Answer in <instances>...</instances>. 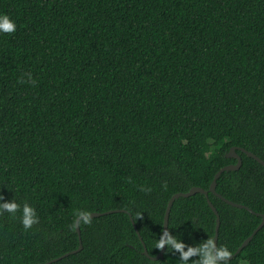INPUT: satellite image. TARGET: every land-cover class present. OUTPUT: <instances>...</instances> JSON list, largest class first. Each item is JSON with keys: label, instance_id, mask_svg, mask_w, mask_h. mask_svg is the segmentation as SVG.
<instances>
[{"label": "trees", "instance_id": "16d2710c", "mask_svg": "<svg viewBox=\"0 0 264 264\" xmlns=\"http://www.w3.org/2000/svg\"><path fill=\"white\" fill-rule=\"evenodd\" d=\"M0 13L17 24L0 34V195L38 217L25 230L20 211L0 215V264H47L80 239L49 264H182L142 240L157 256L172 196L209 190L235 147L242 166L217 192L256 214L209 193L234 255L264 215V166L241 150L264 160V0H0ZM81 210L107 214L79 237ZM216 227L206 195L175 201L168 230L186 246ZM229 264H264V226Z\"/></svg>", "mask_w": 264, "mask_h": 264}, {"label": "clouds", "instance_id": "9594fccd", "mask_svg": "<svg viewBox=\"0 0 264 264\" xmlns=\"http://www.w3.org/2000/svg\"><path fill=\"white\" fill-rule=\"evenodd\" d=\"M16 29V22L6 13H0V34H12ZM27 77L32 80L30 73L27 74ZM18 211L22 213L20 222L25 230L31 229L33 225L38 223L36 210L30 204L27 202L23 205L17 203L15 196L11 200L5 201L3 195H0V215L8 213L14 216ZM90 219V213L87 211L81 210L76 214L77 223L87 224ZM165 246L180 253L179 257L182 264H188L193 256L199 257L195 264H221V262L229 264V258L233 256L232 251L226 246H217L211 239L198 246H186L181 239L171 235L168 229H164L156 244L158 249H163ZM186 247L187 250L185 251Z\"/></svg>", "mask_w": 264, "mask_h": 264}, {"label": "water", "instance_id": "95a60500", "mask_svg": "<svg viewBox=\"0 0 264 264\" xmlns=\"http://www.w3.org/2000/svg\"><path fill=\"white\" fill-rule=\"evenodd\" d=\"M236 150H237V148H235V147L232 148L231 151L228 153L227 157H228V158H236V159H237V163H236L235 165H228V166H225L224 168H222V169L216 174V176H215V178H214V180H213V182H212V184H211L209 190H205V189L200 188V187H194V188H192L188 193H177V194H175V195L172 196V198H171L170 201H169V204H168V207H167V211H166V215H165L164 229H168V227H169L170 213H171V210H172V207H173L175 201H176L177 199L181 198V197L188 198V197H191V196H193V195H195V194H197V193H202V194H204V195L207 196L210 207L212 208V210H213V211L215 212V214L217 215L216 236H215V238H214V242H215V244H216L217 246H218L219 229H220V216H219V213H218L216 207H215V206L212 204V202L209 200V193H210V192L213 193V194H215V195L218 196L220 199H222L223 201H225L226 203H228L229 205H231V206H233V207L241 208V209H246V210L250 211L251 213L256 214V213H255L252 209H250L249 207H247V206H245V205H242V204L235 203V202H233V201H230V200L224 198L222 195H220V194L217 192L218 179L220 178V176L222 175V173L225 172V171L239 170L240 167L242 166V158H241V156L236 152ZM241 150H242L244 153H246L249 157L254 158L255 160H257L260 164H262V165L264 166V160H262L260 157H258L257 155H255V154H253V153H251V152L246 151L245 149H241ZM105 214H107V213H104V214H102V213H92V214H90V216H91V217H98V216L105 215ZM130 218H131V221H132L133 225H134L135 228H136V225H135V223H134V219H133V217L130 216ZM262 218H263V220H262L261 224L258 226V228L253 232V234H252L250 237H248V238L243 242V244L239 247L238 251H237L232 257H230L229 260L232 259V258H234L238 253H240V252H241V251H242V250H243V249H244V248H245V247L251 242V240H252L253 237L257 234V232H258V231L264 226V215H262ZM76 226H77V232H78L79 237H80V236H81V230H80V227H79V223H77ZM136 229H137V228H136ZM137 233H138L139 237L141 238V235H140V233H139L138 230H137ZM141 240H142V238H141ZM142 243H143V246H144V254H145L147 257H149V258H150L151 260H153V261H158V260L163 259V257H164V253H165V250H166V247H167V246H165V247L160 251V253H159L157 256L152 257V256H150V254H149V252H148V250H147V247H146L145 243L143 242V240H142ZM82 248H83V246H82L81 239H80V247H79L78 250H75V251L69 252V253H67V254H65V255H63V256L57 258V259L52 260V261L49 262V263H53V262H57V261H59V260H62V259H64V258L70 256L71 254H75V253L81 251ZM49 263H47V264H49Z\"/></svg>", "mask_w": 264, "mask_h": 264}]
</instances>
